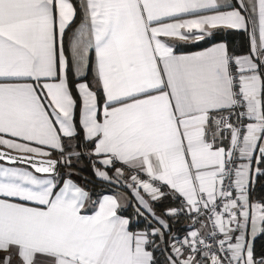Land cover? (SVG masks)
<instances>
[{
    "label": "snow or ice",
    "instance_id": "snow-or-ice-1",
    "mask_svg": "<svg viewBox=\"0 0 264 264\" xmlns=\"http://www.w3.org/2000/svg\"><path fill=\"white\" fill-rule=\"evenodd\" d=\"M0 161V264H264V0H0Z\"/></svg>",
    "mask_w": 264,
    "mask_h": 264
},
{
    "label": "trees",
    "instance_id": "trees-1",
    "mask_svg": "<svg viewBox=\"0 0 264 264\" xmlns=\"http://www.w3.org/2000/svg\"><path fill=\"white\" fill-rule=\"evenodd\" d=\"M79 22H80V17L77 18L76 24H79ZM218 35L223 37L224 41L228 42L230 44V47L236 48L237 51H247V47H248L247 34L236 32L233 30L221 29V30H218ZM216 42H219V40ZM207 46L209 45L206 44L205 42H200L199 46L190 43V44L184 45L183 47L186 49V51H189V50L201 49ZM95 161H96L95 157H92L91 160L88 157L81 159V161L76 165L74 169V174L72 177L73 180L77 182L78 184L82 185L83 187H85L86 190H88L90 193L93 194L92 200L98 199L104 193H111L118 189L126 191L128 195L130 196V201L128 205L125 206L124 214L131 218L132 224H133V230L136 231L140 229H143V230L148 229L149 227L148 221L151 219V217H148V219H145V216H147V213H145V216L136 215L135 209L138 205V202L132 193V189L127 188L123 182L119 184L115 182L109 183L108 181H104L98 178L95 175V172L93 171V167H92V164ZM96 167L102 168L103 166H101L98 162H96ZM109 175L114 177L115 173L110 171ZM145 198L147 199L148 197L145 195ZM164 205L165 206H168V205L175 206L174 203L170 200L164 201ZM153 207L156 210L157 214H160L161 207L159 203L153 204ZM141 211H143V209H141ZM187 222H188V218L183 215L178 221L173 220L171 222V233L174 234L175 236H180L184 234V232H186L189 229V227L187 226ZM256 244L258 247L261 245H264V236L258 237ZM161 247L163 248L164 245H162ZM167 254L168 253L165 252L162 255L160 251H157L155 253L156 258L161 261V264H163V261Z\"/></svg>",
    "mask_w": 264,
    "mask_h": 264
},
{
    "label": "crops",
    "instance_id": "crops-1",
    "mask_svg": "<svg viewBox=\"0 0 264 264\" xmlns=\"http://www.w3.org/2000/svg\"><path fill=\"white\" fill-rule=\"evenodd\" d=\"M200 50H202V48L201 49H195V50H189L187 52H196V51H200ZM0 164H3L5 167H19V168H26L28 170H31L29 168V166L22 165V164H10V163L4 162V161H0ZM39 175H41L43 177L45 174H39ZM104 195H122V196H126L127 200L124 202L125 206L128 205V203L130 201V196L128 195V193L126 191H124V190H121V189L115 190L114 192H111V193H104L99 198H102ZM96 200L97 199H93V201H96ZM187 226L189 227L188 230H190V228L192 227V221L190 219H188ZM196 227H199V225H196ZM136 231H144V230L140 229V230H136ZM176 237H178V236H176Z\"/></svg>",
    "mask_w": 264,
    "mask_h": 264
},
{
    "label": "built area",
    "instance_id": "built-area-1",
    "mask_svg": "<svg viewBox=\"0 0 264 264\" xmlns=\"http://www.w3.org/2000/svg\"><path fill=\"white\" fill-rule=\"evenodd\" d=\"M208 227H209V228L211 227V224H210V223L208 224ZM188 231H189V230H187L184 234L178 236L177 238H181V239H182V238L187 234Z\"/></svg>",
    "mask_w": 264,
    "mask_h": 264
},
{
    "label": "water",
    "instance_id": "water-1",
    "mask_svg": "<svg viewBox=\"0 0 264 264\" xmlns=\"http://www.w3.org/2000/svg\"><path fill=\"white\" fill-rule=\"evenodd\" d=\"M4 162H7V161H4ZM7 163H8V162H7ZM17 164L27 165V164H24V163H17ZM27 166H29V165H27Z\"/></svg>",
    "mask_w": 264,
    "mask_h": 264
}]
</instances>
